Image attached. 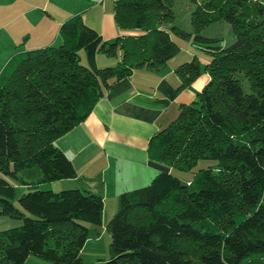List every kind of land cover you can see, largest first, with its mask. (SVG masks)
Listing matches in <instances>:
<instances>
[{"label": "trees", "instance_id": "obj_1", "mask_svg": "<svg viewBox=\"0 0 264 264\" xmlns=\"http://www.w3.org/2000/svg\"><path fill=\"white\" fill-rule=\"evenodd\" d=\"M193 33L174 25L173 0H113L112 17L121 31L96 51L115 56L96 71L77 51L97 33L79 14L58 27L60 43L14 51L0 68V217L18 222L0 230V264H84L79 252L87 225L99 226L102 199L78 188L30 190L76 177L54 140L81 122L94 103L134 68L156 71L178 46L169 32L208 55V80L176 116L147 140L150 161L189 171L198 159L214 166L181 182L165 170L147 185L118 195L105 225L107 260L90 264H264V0H187ZM225 21L226 46L199 32ZM162 24H171L169 31ZM195 57L174 72L187 86L200 72ZM246 85L247 89H244ZM35 168L39 177L23 180ZM9 178L10 180H8ZM16 199L17 207L13 205Z\"/></svg>", "mask_w": 264, "mask_h": 264}, {"label": "crops", "instance_id": "obj_2", "mask_svg": "<svg viewBox=\"0 0 264 264\" xmlns=\"http://www.w3.org/2000/svg\"><path fill=\"white\" fill-rule=\"evenodd\" d=\"M113 0H0V68L17 50L34 49L60 43L58 27L67 17L79 14L94 29L96 38L77 51L90 70L113 65L119 55L106 56L96 48L121 34L112 17ZM183 49V48H182ZM180 51L158 70L143 67L116 81L93 105L87 116L54 140L69 159L76 177L39 185H17L19 193L41 189L58 192L78 188L102 199L101 214L117 209L118 195L147 185L155 173L168 167L150 161L146 144L151 134L166 126L177 114L178 106L195 99L208 80L200 69L190 83L176 90L179 83L174 68L181 63ZM208 58L202 57L203 64ZM35 168L23 170L26 182L38 179ZM110 202L108 210L106 202ZM114 204V206H113ZM106 210V212H105ZM18 222L0 217V230L14 228ZM23 264H43L27 257Z\"/></svg>", "mask_w": 264, "mask_h": 264}, {"label": "rangeland", "instance_id": "obj_3", "mask_svg": "<svg viewBox=\"0 0 264 264\" xmlns=\"http://www.w3.org/2000/svg\"><path fill=\"white\" fill-rule=\"evenodd\" d=\"M193 7H194L193 4H191L187 0H173L172 25L186 32L193 33V29H192V26L189 20V15ZM170 25L171 24H162V28L165 29L166 31H169ZM199 34L203 37L217 39L218 40L217 43L222 46H226L230 44L233 40L231 36L230 26L225 21H222V20L216 21L204 27L199 32ZM169 37L171 38L172 41L176 43L180 51H182L183 49H186L187 52H189L184 55H181V59H182L181 62L189 61L191 57H195L198 60V62H199V59L202 57L208 58V55L205 52L198 49L192 43L191 38L182 39L172 32H169ZM199 67L200 69H202L203 67L202 62H199ZM243 86H244V89H247L246 85H243ZM215 163H216L215 160L201 158L195 162V164L189 171H179L177 169L170 168L168 172L176 176L181 182L184 183L186 181H189L192 173L196 171L197 169L204 168L206 166H214ZM7 179L10 180L9 178ZM35 181H33V183H35ZM35 186H37L36 183H35ZM24 192L19 193V191L17 190L15 193H16V196L18 197L20 194H23ZM13 205H15V207L18 208L16 199L13 201ZM110 206H111L110 202L107 201L105 209L108 210V207ZM115 211L111 214H105V215L104 213L101 214L99 226L87 225V229H88L87 240L85 241L83 247L81 248L79 252V258L84 264H90L96 261H102V263H104L107 260V257H108L107 247H108L110 238H109V235L105 231V225L107 221L111 218V216L115 213ZM42 263L45 264L44 262Z\"/></svg>", "mask_w": 264, "mask_h": 264}]
</instances>
